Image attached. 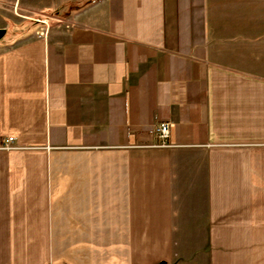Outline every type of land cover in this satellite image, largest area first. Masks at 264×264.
Here are the masks:
<instances>
[{
  "label": "crops",
  "instance_id": "1",
  "mask_svg": "<svg viewBox=\"0 0 264 264\" xmlns=\"http://www.w3.org/2000/svg\"><path fill=\"white\" fill-rule=\"evenodd\" d=\"M0 4V264H264V0Z\"/></svg>",
  "mask_w": 264,
  "mask_h": 264
},
{
  "label": "rangeland",
  "instance_id": "2",
  "mask_svg": "<svg viewBox=\"0 0 264 264\" xmlns=\"http://www.w3.org/2000/svg\"><path fill=\"white\" fill-rule=\"evenodd\" d=\"M26 14L28 16L31 15L29 13ZM0 15L7 18L6 21H1V23L9 30L0 41H7L11 39V32L14 33L25 29L30 30V27L32 26V21L28 18L21 17V12L18 11L15 6L12 7L11 5L0 4Z\"/></svg>",
  "mask_w": 264,
  "mask_h": 264
},
{
  "label": "built area",
  "instance_id": "3",
  "mask_svg": "<svg viewBox=\"0 0 264 264\" xmlns=\"http://www.w3.org/2000/svg\"><path fill=\"white\" fill-rule=\"evenodd\" d=\"M155 131H156L157 137L159 139V144L161 146L167 145V140H168V135H169L168 122H161L155 128ZM13 141H14V137L8 136L7 139L5 140V143L3 144V147L6 149L15 148Z\"/></svg>",
  "mask_w": 264,
  "mask_h": 264
},
{
  "label": "water",
  "instance_id": "4",
  "mask_svg": "<svg viewBox=\"0 0 264 264\" xmlns=\"http://www.w3.org/2000/svg\"><path fill=\"white\" fill-rule=\"evenodd\" d=\"M4 33H5V29L1 28L0 29V38L4 35Z\"/></svg>",
  "mask_w": 264,
  "mask_h": 264
}]
</instances>
